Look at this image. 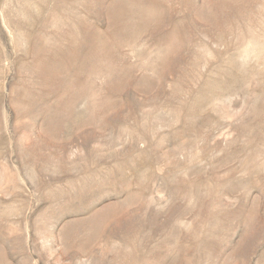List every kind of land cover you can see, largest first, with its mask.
<instances>
[{"label":"rangeland","instance_id":"rangeland-1","mask_svg":"<svg viewBox=\"0 0 264 264\" xmlns=\"http://www.w3.org/2000/svg\"><path fill=\"white\" fill-rule=\"evenodd\" d=\"M0 264H264V0H0Z\"/></svg>","mask_w":264,"mask_h":264}]
</instances>
